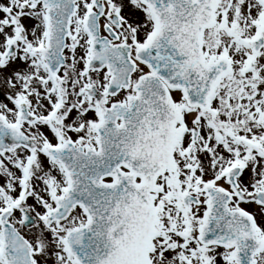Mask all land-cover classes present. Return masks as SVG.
<instances>
[{
    "label": "snow or ice",
    "instance_id": "1",
    "mask_svg": "<svg viewBox=\"0 0 264 264\" xmlns=\"http://www.w3.org/2000/svg\"><path fill=\"white\" fill-rule=\"evenodd\" d=\"M0 264H264V0H0Z\"/></svg>",
    "mask_w": 264,
    "mask_h": 264
}]
</instances>
